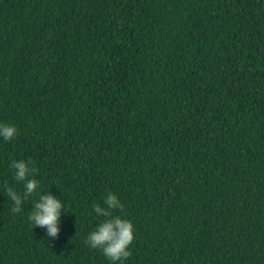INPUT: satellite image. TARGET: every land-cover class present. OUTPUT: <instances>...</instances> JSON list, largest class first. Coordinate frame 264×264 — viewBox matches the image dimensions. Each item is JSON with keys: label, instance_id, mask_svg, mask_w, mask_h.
<instances>
[{"label": "trees", "instance_id": "obj_1", "mask_svg": "<svg viewBox=\"0 0 264 264\" xmlns=\"http://www.w3.org/2000/svg\"><path fill=\"white\" fill-rule=\"evenodd\" d=\"M0 264H112L85 238L108 192L123 264H264V0H0ZM25 159L60 232L11 211Z\"/></svg>", "mask_w": 264, "mask_h": 264}, {"label": "clouds", "instance_id": "obj_2", "mask_svg": "<svg viewBox=\"0 0 264 264\" xmlns=\"http://www.w3.org/2000/svg\"><path fill=\"white\" fill-rule=\"evenodd\" d=\"M16 126L7 122H0V140L9 141L16 136ZM9 167L13 170V177L22 185V190L11 186L4 188L8 198L12 201L11 211L19 213L24 201L34 194L32 208L27 215L28 222L33 227L45 230L47 238H56L60 232V216L64 212V201L54 196L49 190H40V181L33 173L35 167L30 160L12 159ZM123 204L115 193L108 192L103 198V206L96 204L93 211L97 216L104 217L89 231L85 238L86 244L92 249H99L112 264H123L131 255L130 243L134 238V226L130 220L113 214V209H122Z\"/></svg>", "mask_w": 264, "mask_h": 264}]
</instances>
